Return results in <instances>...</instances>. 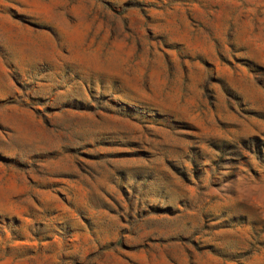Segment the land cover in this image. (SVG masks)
I'll list each match as a JSON object with an SVG mask.
<instances>
[{"label": "rangeland", "instance_id": "rangeland-1", "mask_svg": "<svg viewBox=\"0 0 264 264\" xmlns=\"http://www.w3.org/2000/svg\"><path fill=\"white\" fill-rule=\"evenodd\" d=\"M0 264H264V0H0Z\"/></svg>", "mask_w": 264, "mask_h": 264}]
</instances>
